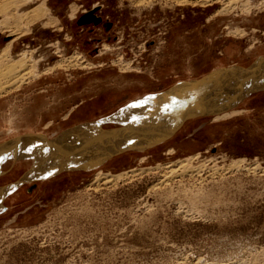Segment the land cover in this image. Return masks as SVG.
Instances as JSON below:
<instances>
[{
	"label": "rangeland",
	"instance_id": "obj_1",
	"mask_svg": "<svg viewBox=\"0 0 264 264\" xmlns=\"http://www.w3.org/2000/svg\"><path fill=\"white\" fill-rule=\"evenodd\" d=\"M173 3L46 0L48 15L22 19L13 36L0 31V54L15 38L12 56L34 49L44 57L40 73L0 92V144L7 140L0 149L19 144L18 135L31 132L33 144L44 145L43 137L72 139L83 123L124 117L83 128L84 143L63 155L60 146L40 145L0 160V188L16 185L35 166L54 170L63 159L79 161L24 180L2 197L0 264H264V88L244 96L228 116H189L151 145L132 143L147 127L161 129L177 117L176 97L177 103L163 101L173 102L171 111L151 103L178 90L188 98L186 88L196 86L185 83L264 57V0H238L223 17H212L220 4ZM90 10L93 16L82 19ZM254 75L211 85L202 105L242 93ZM176 86L183 92L165 93ZM124 137L133 146L99 165L83 163L97 157L105 138ZM43 151L48 160L39 163ZM186 157L198 172L170 175ZM132 169L138 174L114 183L94 181L99 171Z\"/></svg>",
	"mask_w": 264,
	"mask_h": 264
},
{
	"label": "bare ground",
	"instance_id": "obj_2",
	"mask_svg": "<svg viewBox=\"0 0 264 264\" xmlns=\"http://www.w3.org/2000/svg\"><path fill=\"white\" fill-rule=\"evenodd\" d=\"M129 1H131L132 3L139 6V5L146 4V3L148 4V2H153L154 0H129ZM236 1H238V0H158V2H160L161 4H164V5H168L169 3H172V2H174L178 5L192 4L193 6L198 5L199 3H202V5H208L211 7H215V4L223 5L219 10H217L213 14L212 17H216V16H222L223 17V16H225L226 13H228L230 10H233L236 7V6H233V4L236 3ZM25 2H26V0H0V31H5V32L9 31L8 35L12 34V36H13V34L15 32L18 33L17 31L20 30V26L22 24L20 26H19V24H20V22L23 23L22 19L26 18V20H28L27 18H33V20L35 21L37 18H41L43 16L48 15L49 7L46 4V0H42V2L40 4L36 5L35 7H32L28 11L22 10L21 6H23L25 4ZM71 7H72L71 12L73 14L77 8V4L74 3L73 5H71ZM239 32H243V31L240 30ZM14 40H15V38H12V40H10V42L6 45V47L4 46L5 48L2 49V53L0 54V92H2V93L6 92L8 88L15 85L22 78H24V76L31 73L32 71L36 72V73H40V70H38V66L44 60L43 56L42 57H36L34 49H29V50L24 49L21 52H19L18 54H16V56L14 55L15 57L12 56V54L9 52V50H11L10 47H11ZM56 66L61 67L60 64L55 63V65L53 67H56ZM248 73H256V76L254 75L255 77L253 78V80L251 79L252 81L246 79L247 83L245 84V87L244 86L242 87V90L244 88L243 91H247L251 87L253 88L255 86H258L259 84L264 83V57L259 58L253 65H251L248 68L231 67V68L219 69V70H216L214 73H211L210 75L202 78L201 80H195V81H191L189 83H185L184 85H186V87H188V84L192 85V86H196V88L193 87V91H189L186 88V92H187L186 93L184 90L185 94H188L187 96H188L189 100L186 97V95H181L180 90H178V91L176 90L177 92H175V93L173 92L176 88H181L182 85L176 86L175 88L170 89V91L165 92L166 94L173 92L172 95L168 97V99L166 97L164 99L161 98V96H163L165 93H162L160 95H153L151 97L148 96V97L144 98V99H147V98L156 99V98L160 97L162 99V100L160 99L161 101L159 100V102H156L155 104L153 103L154 105H152V103H151L150 105L153 108L156 106H159V107L161 106V108H165L166 107L165 105H168V106L172 105L173 106L172 103L179 100L180 101L179 104L176 102L178 107L176 105H174L173 107L172 106L167 107V108H169V110L172 107V109H173L172 111L173 112L176 111L177 117L173 118L170 122L166 123L164 126H162L161 129H158V128L154 129L152 127H151L152 128L151 129L150 127L149 128L147 127L146 130L149 131V133L147 135H143L142 139H139V138L134 139V140L132 139V143L134 145H140V144L151 145L153 141L155 142V141H158V140L165 138L166 136H168V134H170L174 130V128L179 123V121L181 120L183 115L191 114L193 112H196L197 110H200V108H202V107H206V106H203L202 104H204L203 100L206 99L207 94L202 95V93H204L211 85H214L218 81L219 82H229L230 79L234 80L237 77H238L237 78L238 80L239 79L242 80L245 77V75ZM248 77H250V76H248ZM182 92H183V89H182ZM238 94L239 93H237V95ZM232 95H230V96L232 97ZM184 96L186 98H184ZM230 96H228V97H230ZM233 96L235 97L236 95H233ZM175 97L177 100H174ZM225 98H226V96H225ZM164 100H168V101L172 100L173 102L168 103L166 101L167 103L163 105ZM190 101H192V102H190ZM137 102H140V101H136V102L132 103V105L135 103L137 104ZM146 107H144L142 109H148V107L147 108ZM232 108H230V109H232ZM230 109H226V110H222V111L218 112L217 114H220V113L221 114L219 116H217V118L225 117L226 115L228 116V114H226V112ZM142 111L146 112L145 110H142ZM140 112H141V110H140ZM140 114H142V112ZM156 114H159V112H157ZM111 117L118 119L120 121H124V119H123L124 117L120 118V117H116V115H112ZM99 121L102 124L104 119L103 118L98 119V123H95V121L83 123L85 126L83 125V127H80V129H78V131L79 130L80 131L75 133L79 136L73 134V137H74V135L77 136L76 138L75 137L72 138L73 140L68 138V135L65 139H64V137L61 138L63 135L60 134L51 140H48L47 138L42 136L46 142L44 145L42 142H41L42 144H40V142H38V144H33V142H36V140H34L36 135H33V134L26 135L24 137L19 138L21 141H18V139H16V141H14V143L15 144L19 143V144L13 146V148L12 147H10V148L4 147V148L0 149V160L2 161V159H5L6 156L10 157V156H16L18 154H21L23 151H25V149H27L28 146L29 147H31V146L35 147L36 146V148L38 149L37 146H40V145H43L44 151H45V149L48 148V146H46V145H51V147H59L60 146V147H62L60 152L62 151L61 154L63 155V153H65L64 148L67 149V148H70V147L77 145V144L82 142V141L79 142L78 140L81 137H83V135H84V131L82 132V130H84L83 128H85V131L89 130L87 128H89L90 125H95V126L97 125L98 126ZM79 125H82V124H79ZM72 128L69 129L65 133L68 134L70 131H72ZM120 129L121 128H115V130H120ZM133 129L134 128H131L132 131H133ZM127 131H128V129H127ZM70 137H72V135H70ZM126 140H127V137H124L119 142H112V143L110 142L109 143V140L105 138L101 144H98L100 146V150H99L100 152L97 151L99 153L98 155L96 154L97 157H95L93 160L83 159V163H86V164L87 163L88 164L94 163L93 165H95L97 163L99 165V163L106 160V158H108L110 155H112V153L119 152L121 150H124V148L126 149L127 147L133 146V144L132 145L130 144L131 143L130 141L128 142L129 143L128 144ZM74 141H76V142H74ZM82 143H84V140ZM142 147H144V146H142ZM84 148H86V147H84ZM54 149L47 150L48 157L54 156V154H53L54 152H52V150L54 151ZM44 151L42 152L44 154V157L40 159L39 163H42L43 162L42 160H45V161L48 160L46 158V156H47L45 154L46 152H44ZM172 151L173 150L170 149L169 153ZM108 153H110V154H108ZM40 154H41V152H40ZM61 154H60V156H62ZM66 154H67V152H66ZM60 158H57V159L55 158L57 160L56 162L62 161V157H60ZM192 159H193V157H186V158L178 161L179 167H177V169L171 168V167L175 166L176 163H171V164L167 165L166 166L167 168H171V169H169L168 173L170 175L176 174L177 171H180V170H181V172H184V173L185 172H195V171L198 172V169H194V168L191 169V167H190V162L192 161ZM63 160L64 161L62 164H60V165H58V167L54 168L55 171L53 169L48 170L47 168H37L38 166H35L23 179H21L20 181L18 180L16 182H17V184H20L24 180H25L24 182H26V181L32 180L35 177H38L40 175L52 174V173H55V172L60 171L62 169L69 168L70 166L73 165L74 162L75 163L79 162L78 160H74V162H73V160H70V161L67 159H63ZM142 171L143 170H141V172ZM137 174H138V172L136 169H132L129 171H123L120 173L99 171V172H97L94 181L99 182V184H108L111 182L114 183V182L126 179L128 177L135 176ZM167 176H165V178ZM17 184L11 185L10 187L7 186L4 188H0V200H2V197L7 192H10V189L12 187L18 186Z\"/></svg>",
	"mask_w": 264,
	"mask_h": 264
},
{
	"label": "water",
	"instance_id": "obj_3",
	"mask_svg": "<svg viewBox=\"0 0 264 264\" xmlns=\"http://www.w3.org/2000/svg\"><path fill=\"white\" fill-rule=\"evenodd\" d=\"M93 12L90 10V11H88L87 13H85L84 14V16H83V18L82 19H86V18H88V17H90V16H93V14H92ZM259 88H264V83H262V84H259L258 86H255V87H251L249 90H247V91H244V92H242V93H240V94H238V95H236L235 97H232V98H230V97H228V98H224V99H220L219 101H213V102H211L208 106H206V107H202V108H200V110H197L196 112H193V113H191V114H187V115H183L182 116V118H181V120L179 121V123L176 125V127L174 128V130L176 129V128H178L179 127V125L187 118V117H189V116H194V115H200V114H211V113H218V112H220V111H222V110H226V109H230V108H232L233 106H235V105H237L241 100H242V98L244 97V96H246L248 93H250L251 91H253V90H256V89H259ZM112 116V115H111ZM111 116H107V117H103V119H104V121L105 120H111V119H115V118H113V117H111ZM173 130V131H174ZM172 131V132H173ZM171 132V133H172ZM170 133V134H171ZM170 134H168V135H170ZM167 137V136H166Z\"/></svg>",
	"mask_w": 264,
	"mask_h": 264
},
{
	"label": "crops",
	"instance_id": "obj_4",
	"mask_svg": "<svg viewBox=\"0 0 264 264\" xmlns=\"http://www.w3.org/2000/svg\"><path fill=\"white\" fill-rule=\"evenodd\" d=\"M29 134H33V133H26V134H22V135H18L17 137H15V138H13V139H18V138H21V137H24V136H26V135H29ZM33 135H35V134H33ZM7 141V140H6ZM3 142V143H1L0 145H4V144H6L7 142ZM10 143V142H9ZM1 147V146H0Z\"/></svg>",
	"mask_w": 264,
	"mask_h": 264
}]
</instances>
